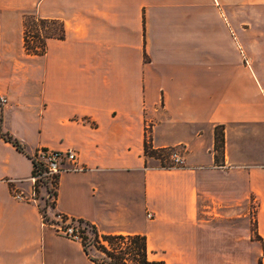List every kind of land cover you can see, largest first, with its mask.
<instances>
[{
	"label": "crops",
	"instance_id": "crops-1",
	"mask_svg": "<svg viewBox=\"0 0 264 264\" xmlns=\"http://www.w3.org/2000/svg\"><path fill=\"white\" fill-rule=\"evenodd\" d=\"M29 12L64 23V38L48 39L40 56L24 52ZM10 14L16 56L3 28ZM0 96V264H96L32 198L30 156L40 147H72L82 166L59 173L52 215L143 234L148 255L167 264H236L213 252L246 251L250 236L214 227L199 203L264 198V0H0ZM146 125L152 147L178 150L182 167L144 155Z\"/></svg>",
	"mask_w": 264,
	"mask_h": 264
},
{
	"label": "trees",
	"instance_id": "trees-1",
	"mask_svg": "<svg viewBox=\"0 0 264 264\" xmlns=\"http://www.w3.org/2000/svg\"><path fill=\"white\" fill-rule=\"evenodd\" d=\"M32 22L35 31L36 38L38 39V48L31 47L29 45V36L27 32L28 22ZM65 36L64 23L55 18H41L33 15H26L23 21L22 29V41L23 48L27 55L38 56L42 55L46 51V41L48 39H63ZM1 120V112H0ZM2 137L12 143L18 150L23 151L22 145L8 134H2ZM223 125L216 126L215 129V145L214 149L216 152H223ZM169 147L166 148H153L150 142L144 141V155L151 158L167 157L170 152ZM32 163L31 176H38L36 181L33 183L34 199L37 200L38 186L40 184L52 183L54 191L52 192L53 200L49 205L52 209L55 207L56 200V187L58 182L59 174L47 177L42 176L43 171L40 163H37L30 156ZM41 175V176H40ZM45 207L41 208L38 204L40 213L45 223L50 224L53 218H49L46 214ZM57 215V214H55ZM65 216V215H62ZM82 228H79L81 234V245L85 254L90 260L96 264H167L163 259H152L149 258L148 249L146 244V237L143 234H104L100 233L97 227L89 221L83 219H74ZM87 233H90L92 240L88 237ZM90 247H94L99 254L96 256L91 253Z\"/></svg>",
	"mask_w": 264,
	"mask_h": 264
},
{
	"label": "rangeland",
	"instance_id": "rangeland-1",
	"mask_svg": "<svg viewBox=\"0 0 264 264\" xmlns=\"http://www.w3.org/2000/svg\"><path fill=\"white\" fill-rule=\"evenodd\" d=\"M30 9V8H29ZM33 11V10H30ZM26 14V13H25ZM34 15V12H29L26 15ZM24 15V13H23ZM14 14H10L5 17L3 22L4 32H6V36L11 37V47L12 53L16 56L18 47H19V35L17 30L14 28V21L12 20ZM25 16V15H24ZM238 22H243L244 13L243 9H240L237 13ZM17 26V25H16ZM32 22H28L27 32L29 36V45L33 48L37 46L38 48V39L36 38V31ZM234 34H236V39L238 41V51H237V63L238 68L242 67L245 64L244 59V43H245V30L244 28L234 29ZM255 49V46H254ZM26 54V51H24ZM43 55V54H42ZM30 56V55H28ZM40 56V55H38ZM25 63H35V60L29 58L25 60L22 58ZM35 82V81H34ZM149 158V157H148ZM150 159V158H149ZM219 159V158H218ZM152 163L158 165L155 158H153ZM54 191V186L52 183L40 184L38 186L37 204L41 208L45 207V202H47V207L45 208L46 214L49 218H53L52 208L49 206L53 200L52 192ZM199 213L203 218H211V224L214 227L218 226H229L236 225V229L238 231L246 232L247 235L250 236V239L246 241L247 249L246 251L243 249H238L236 254H230L228 252H218L215 249L214 258L216 261H228L235 260L236 264H264V198H262L258 193H250L247 198L240 202L237 205H229L223 204L222 201L217 202L216 199L209 198L208 196H203L200 199L199 203ZM82 228V226H80ZM79 227V228H80ZM90 240H92V236L90 233H87ZM90 251L94 255H98L99 252L94 249V247H90ZM149 256L151 258L155 257L154 253L150 252ZM158 256V255H157Z\"/></svg>",
	"mask_w": 264,
	"mask_h": 264
},
{
	"label": "built area",
	"instance_id": "built-area-1",
	"mask_svg": "<svg viewBox=\"0 0 264 264\" xmlns=\"http://www.w3.org/2000/svg\"><path fill=\"white\" fill-rule=\"evenodd\" d=\"M6 102V97L0 96V106L5 104ZM145 131V139L147 142H149V125H146ZM31 156L35 162L40 163V165L42 166V176L45 175L47 177H50L55 174H59L62 171L82 170V166L78 164V152L72 147H68L64 150H53L40 147L37 148ZM156 160L159 166L164 168H178L182 167L184 163L180 152L174 149H170L169 155L167 157H160ZM37 178L38 176H31L32 183H34ZM13 195L18 200L26 199V197H24V195L20 193H14ZM32 198L34 199L33 188ZM49 225L52 226L60 235L68 237L72 240L80 241L82 238L79 232L78 223L67 216L57 214L53 217V221L50 222Z\"/></svg>",
	"mask_w": 264,
	"mask_h": 264
}]
</instances>
